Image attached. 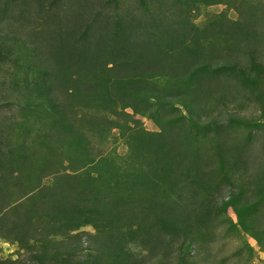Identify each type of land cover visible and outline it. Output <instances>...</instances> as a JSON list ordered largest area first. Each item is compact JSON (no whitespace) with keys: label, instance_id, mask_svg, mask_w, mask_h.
Here are the masks:
<instances>
[{"label":"rangeland","instance_id":"obj_1","mask_svg":"<svg viewBox=\"0 0 264 264\" xmlns=\"http://www.w3.org/2000/svg\"><path fill=\"white\" fill-rule=\"evenodd\" d=\"M0 264H264V0H0Z\"/></svg>","mask_w":264,"mask_h":264}]
</instances>
